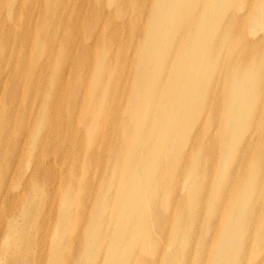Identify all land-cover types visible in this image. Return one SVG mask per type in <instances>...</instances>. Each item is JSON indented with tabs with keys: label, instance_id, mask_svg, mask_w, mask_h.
I'll use <instances>...</instances> for the list:
<instances>
[{
	"label": "bare ground",
	"instance_id": "1",
	"mask_svg": "<svg viewBox=\"0 0 264 264\" xmlns=\"http://www.w3.org/2000/svg\"><path fill=\"white\" fill-rule=\"evenodd\" d=\"M66 1L0 0V209L11 187L6 179H21L24 163L32 170L28 181H36L34 193L47 196L50 191L46 184L39 187L42 174L49 187L58 184L49 203L54 210L44 208L51 221L21 214L27 223L45 225L43 249L34 258L48 259L47 264H174L177 253L183 257V247L192 245L201 264H264V35L257 33L264 32V0H237L233 6L230 1L228 17L222 5L229 0H106L98 9V31H88L82 40L72 37V28L80 31L82 19L91 14L87 6L73 12L65 41L57 33L48 37V25L38 22L49 18L64 23L67 12L60 6ZM83 3L88 0L78 1ZM251 5L257 6L246 24L238 8ZM235 21L249 28L235 32ZM124 36L128 40L123 43ZM129 37L139 38L137 56L127 70L134 98L120 104L117 86L125 60L119 51L131 48ZM222 39L231 51L216 66L214 53ZM76 40L79 48L91 43L82 61H95V68L87 66L85 81L91 87L81 101L80 94L66 95L65 86L76 76L63 66L74 54L68 45ZM157 41L167 49L160 51ZM28 46L35 52L26 62ZM41 58L40 75L31 74ZM48 58L62 62L52 86L42 77L51 68ZM17 61H22L19 66ZM70 63L71 69L78 67L79 55ZM198 68L203 75L196 78ZM20 75L29 82L18 84ZM108 76L117 77L115 85L107 83ZM202 77L210 80L204 95ZM41 83L46 86L37 92ZM210 94L222 102L218 116L214 105L205 104ZM241 104L246 116L239 111ZM188 110L192 114L183 119ZM111 154L115 160L107 163ZM200 207L203 219L184 217L186 208ZM146 209L152 210L151 217ZM162 209H173L174 218L160 214ZM16 220L12 215L9 233L17 235V242L30 241L28 231L18 232L13 225ZM193 220L217 223L215 235L207 230L216 243L215 254L204 258L208 245L192 234ZM173 222L177 228L170 238L167 228ZM76 241L82 250L69 248Z\"/></svg>",
	"mask_w": 264,
	"mask_h": 264
},
{
	"label": "rangeland",
	"instance_id": "2",
	"mask_svg": "<svg viewBox=\"0 0 264 264\" xmlns=\"http://www.w3.org/2000/svg\"><path fill=\"white\" fill-rule=\"evenodd\" d=\"M79 0H67L65 3H63L60 7L61 9H64L67 13H66V19L64 23H59L58 21L55 20H51L49 18H45L43 20H41L40 22H38V26H45L48 25V37H55L56 38V33L58 34L59 38H61L63 41L66 40L67 38V34L69 31V27L72 26V24L75 21V17L73 16V12L76 10H79L80 12H83L84 8H86L88 6V9L91 11V14H89L88 16L84 17L82 19V26L79 30H75L72 28V37H74L75 39H85V35L88 33V31L90 30H95L98 31L99 28L95 29L96 27V21H97V16L100 14V12L98 11V9L106 2V0H88V5L86 3H83L81 5L78 4ZM140 2H142L143 0H139ZM231 1V5L233 6V3H238L237 0L233 2V0H229L226 1L223 5H222V10L225 13V16L228 17L229 16V11H226L229 3ZM48 5H50V3H47ZM146 5L147 8L150 5V1H146ZM257 5H251V6H245V8L242 9L238 8V14H239V18H245L247 17V20H245L244 22L247 24V21L251 22V18L248 19L249 15L250 17L253 16L252 11L253 9L256 7ZM38 15V11L35 15V18H37ZM8 20V19H7ZM9 22V20H8ZM34 23V22H33ZM257 23V21H254V24ZM10 26V25H9ZM246 26L249 28L248 25H245L242 23V21H235V24L233 25L235 32H241L244 33L246 32ZM4 29V28H3ZM20 29H17L16 32L19 33ZM2 31V29L0 30ZM257 33L259 35H264V32L262 31H257ZM2 36V35H0ZM130 41H131V48L123 51L120 49L119 51V56H122V58L125 60V65L123 66V68L121 69L120 73L121 78L119 79V85L117 86V91H118V95L120 97V104L121 101L124 98H134V95H131L128 90L130 88H132V82H131V75L130 72L127 74V70L130 66V63L133 62L135 56H137V54L134 53L135 50V46L138 45V39L136 40V38L134 37H129ZM128 38L126 36L122 37V42H127ZM225 44V40H219L218 41V49L217 51L214 53V56L217 55L218 57V63L216 66H219L221 64V62L223 61V59L227 56V53L229 51H231V48H227L226 46H224ZM91 45L90 44H86L85 48H79V45L77 43V40L75 43H70L68 46L69 48H71L72 50V54L69 57L68 62L64 63L63 66L65 68H69L70 69V75L71 76H76V81L74 83H72L73 80L68 81L67 86H65V90H66V95L68 96L70 93L71 94H80V98L79 100L81 101L83 99L82 95H88L89 94V87H91V84L88 83L86 84L85 81V74H86V70H87V66L89 67H94L95 68V61L94 59L91 58H87L84 59L82 61V59L85 57L86 55V49L87 47H89ZM157 47L159 48L160 51H164L165 49H167V47L165 48L164 46V42L163 41H157ZM16 47L13 46V50L16 52ZM57 50V45L55 44L52 47V52H56ZM34 46H28L27 48V61L30 59V61L32 60L33 56H34ZM77 54L79 55V65L76 68H70V61L73 60V65L76 63V56ZM41 59H38V63L37 66L34 67L32 66L29 71L32 74H38L40 75V70H39V66H40V62ZM22 61H17L15 66H19L20 63ZM48 65L51 67L49 69L48 72L42 71V77L47 78V83L49 85H53V80L54 77L56 75V71L58 68L62 67V62L61 61H55L52 58H48ZM55 64V65H54ZM73 67V66H72ZM117 69V68H116ZM11 68H8V72H10ZM203 75V69L202 68H198V76L196 78H199L200 76ZM65 78V76H64ZM116 78H112V76H108V81L107 83L113 82L115 85L116 82ZM17 81L18 84L21 85L22 81H27L28 80L25 79V77H21V75L15 80ZM33 82V81H32ZM31 82V83H32ZM42 86H46L44 83H41L39 88L36 89L37 92H40V88ZM210 86V80L208 78H203L202 77V91H200L201 95H204V93L207 91V89ZM27 93V91H25ZM34 96L39 97L36 92H33ZM45 97V95H44ZM46 97H48L46 95ZM91 103L96 102V99H93L90 101ZM117 103V102H116ZM205 104L208 105H214L215 107V113L218 116L221 113V105L222 102H220L219 100H217V95L216 94H210L207 98V102ZM245 105V103H243ZM239 109V111L246 116L247 115V110L242 109V105ZM204 105V104H203ZM147 107V106H146ZM145 107V109H146ZM116 111H112L111 113H115ZM118 112H120V107L118 109ZM118 112L116 113V116H119ZM192 114L191 110H188L184 116L183 119L188 118L190 115ZM156 119L160 120L159 115L156 117ZM155 119V120H156ZM175 125H172V128H174ZM107 133L109 131V129L107 128ZM163 134L167 135V138L169 137V134L167 132L166 129H162ZM109 138L111 139V141H113L112 137L109 136ZM246 141L244 140L240 147H243L245 145ZM201 149L204 151V153L206 152V148L205 145L203 144L201 146ZM260 149H264V147H261ZM262 151V150H261ZM241 158V157H240ZM115 158L113 156V154H111V156L106 157V162L110 163L112 161H114ZM217 158L215 156V161L216 162ZM229 163L228 165H225L224 168L222 169L223 172L227 171L231 165L234 162V156L232 157H228L227 158ZM47 165H50V162L46 163ZM58 166L55 167V169H57ZM2 170L0 169V172ZM20 175H23V177L20 179L19 177L17 179H11V176H9L6 179V183L11 186L8 188V192L9 195L7 197V199L4 201V203L1 205V209H0V264H6L7 260L10 258L12 259V262H10V264H47L46 260L48 261V259L41 261L42 259H38V258H34L37 253L38 250H42V242H41V238L45 235V225L42 226V221H36L35 223L33 222H25L22 218H21V214L23 212H25L27 215L30 216V218L34 219V218H38V220H41L42 217L45 215V211H52L54 210L52 208V204H49L51 202H53L56 198L55 192L58 190L57 189V182L55 183L56 186L54 187H49L47 183L43 182L44 180L43 177L44 175L42 174L41 176V180H39L38 182L41 183L39 185V187H42V185L46 184L45 186H47V188H49V193L46 195H42L41 193L37 194L34 193V189L36 188L37 184H35L36 181L33 182H29V177L31 176L32 170L29 168L27 163H24L23 166L20 169ZM241 175L239 174L238 176H236V178L240 179ZM220 180V179H219ZM43 182V183H42ZM6 184V185H7ZM8 187V186H7ZM24 193V194H23ZM93 193V197L95 196V192ZM23 194V195H22ZM188 195V194H186ZM184 196V195H183ZM15 197L16 200H15ZM93 200H96V197L93 198ZM226 202H227V198H226ZM255 203V201H254ZM63 207H59V209H62ZM235 209H239V212H242V209L240 207H236ZM147 213H149L150 217L152 215V210L151 209H146ZM232 209H229L227 212V215L230 214ZM226 211V208H225ZM222 211L220 214L222 215H226V212ZM261 211L262 208H261ZM94 210L93 208L91 209V213L93 214ZM184 217L186 218L187 215H193V216H198L201 215V219H203V213H202V208L200 207L199 209L196 210H187V208L185 209V211L183 212ZM164 216H171L172 219L174 218V210L171 209L170 211H165V209H162L161 213ZM209 214L208 211L205 212V216L207 217V215ZM13 217H15L16 220V224H13L14 226H17L18 232H29V234L31 235L32 239L30 241L25 240L22 242H17V235L16 234H10L9 233V225H11L9 222ZM45 217V216H44ZM241 217V216H239ZM46 221H51L50 219L46 218ZM172 219L169 221L168 220V224L172 222ZM205 222L203 221H191L190 222V226L192 228V234L197 233L198 236L202 237V241L205 242V244L208 245V249L209 252H207L206 254H203L204 258H206V256L212 254H215L214 252V247L216 245L215 242H213V239H211L212 235L211 233H208L207 230L212 228L213 231V235H215L216 231H217V223L215 224H208V225H204ZM79 226H82L81 223H79ZM104 226L106 228V239L108 240L110 238V233H109V228L106 224V222H104ZM26 228V231H25ZM177 228V224L175 222H173L171 224L170 228H167V234L169 235V237L171 238V234L173 231H175V229ZM203 228L206 229V231L203 232ZM185 231H187V229L185 228ZM257 231L258 232H262L263 228L259 231V226L257 227ZM113 232V231H112ZM264 234V233H263ZM136 239V238H135ZM198 243H201L202 241L197 239ZM244 241L242 242L243 245ZM224 244V242H223ZM225 246V245H224ZM233 243L230 244V248L231 250H233ZM69 248L73 251L76 250H82V243L80 241H76L72 244H69ZM211 249V252H210ZM195 247L192 248V245L190 247L185 246L183 247V257L177 253V258L174 262V264H201V261H197L196 259V254L194 252ZM13 252L15 255H13ZM40 256V254H38ZM261 256L260 252L257 255V257L254 259V261L258 260V258ZM104 257V254H102V256L99 258V260H101ZM146 258H149L148 255H146ZM75 261H84L82 259L77 260L78 258H74ZM123 259V256L121 254H119L117 256V260L121 261ZM249 259V257H247V260ZM98 260V261H99ZM229 260H233V254H230L229 256ZM249 263H252V261H249ZM98 264V263H97Z\"/></svg>",
	"mask_w": 264,
	"mask_h": 264
}]
</instances>
